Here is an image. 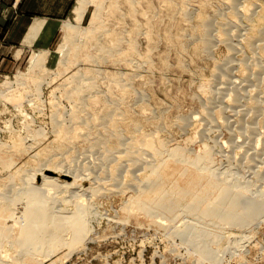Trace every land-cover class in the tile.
<instances>
[{"label":"rangeland","instance_id":"rangeland-1","mask_svg":"<svg viewBox=\"0 0 264 264\" xmlns=\"http://www.w3.org/2000/svg\"><path fill=\"white\" fill-rule=\"evenodd\" d=\"M69 2L68 11L55 19L60 24L51 39L39 44L21 43L32 21L25 16L31 14L25 8L29 1L19 6L0 0V156L13 158L10 166L0 159V195L9 188L7 196L21 192L27 173L44 163L70 167L79 190L75 200L70 192L54 195L50 210L71 215L77 226L72 223L65 244L52 254L39 253L41 264H213L184 242L182 222L199 210L208 217L220 207L225 208L220 218L232 220L239 211L242 219L256 211L251 196L260 197L262 206L245 232L248 240L219 262L264 264V103L251 107L256 97L264 102V27L253 46L246 43L264 0H253L255 8L252 0H88L81 19L73 13L77 0ZM201 14L210 20L209 50ZM66 37L70 43L62 52ZM39 54L43 59L34 64ZM211 110L224 114L213 121ZM248 125L256 126L254 133ZM252 134L257 143L250 141ZM236 140L239 144L232 143ZM180 146L190 151L185 169L166 167L180 184L165 181L157 187L159 179H152L160 171L151 154L159 151L156 157L162 158ZM201 150L209 155L203 162L196 155ZM202 165L218 171L199 176ZM227 179L240 181L232 186L245 191L235 204H221L215 196L220 192L214 183ZM89 185L104 193L80 191ZM108 186L115 190H104ZM152 189L162 196L161 211L171 217L135 210L127 218L133 195L153 205L141 198ZM178 201L198 210L172 218L169 205ZM219 220L201 219L197 225L213 234L242 228Z\"/></svg>","mask_w":264,"mask_h":264},{"label":"bare ground","instance_id":"bare-ground-1","mask_svg":"<svg viewBox=\"0 0 264 264\" xmlns=\"http://www.w3.org/2000/svg\"><path fill=\"white\" fill-rule=\"evenodd\" d=\"M87 2H88V0H77L76 5L73 8V13H74L76 18L81 19L83 17V15L85 13ZM255 3H257V2L255 1ZM251 4L252 5L254 4L253 0H252ZM258 7H260V5ZM254 8H255V6H254ZM245 10L247 11V9H245ZM242 11H244V10H242ZM200 21H201V26H202L201 34L204 38V49L209 50L210 41L208 38V28L210 25V20L208 19V17L201 14ZM250 24H251L250 32L248 31L249 35H248V38L246 40L248 47L253 46V44L259 38V33L261 31H263L262 28L264 27V6L262 7L261 11L256 15V17L253 20H251ZM67 28L69 30L75 29L74 26H72L71 24H69L67 26ZM222 35H220V37H222ZM70 39H71L70 37H66L65 42L61 45L60 50L62 52H65L66 50H68V43H70ZM201 50H203V49L201 48ZM260 53H261V55H264V47L261 48ZM42 59H43L42 54L36 55L33 63L39 64L42 61ZM253 72L255 73L254 70H253ZM256 74H257V72H256ZM244 75H245V73H244ZM246 75H248V74H246ZM231 96L233 97L234 95H231ZM231 96H230V99L227 98L228 101L231 100ZM256 99H257V97H256ZM256 99L253 102V104H251V107H255V106L261 107V104L264 103L262 100L258 101ZM260 99H261V97H260ZM263 100H264V98H263ZM239 101H240L239 96H235L232 99L231 104L235 103L234 106H236L237 104L240 103ZM223 103H225V101ZM229 103H230V101H229ZM226 106H228V104ZM255 108H257V107H255ZM242 110H243V108H242ZM212 112L213 113H210L211 115L208 114V115H210L211 120H213V121H214V119L220 120L223 112L221 110H219L217 112H214V111H212ZM184 119L185 118H183L181 120H184ZM184 122H185V124H187L186 121H184ZM262 124L264 125V121H262ZM262 124H261V126H262ZM245 128H247V130L251 133H254V131L256 130L255 129L256 126L254 127V125L253 126L248 125V127H245ZM263 128H264V126H263ZM247 133L248 132H246L245 134L247 135ZM248 135H249V133H248ZM257 135L258 134L256 133V136ZM260 135H262L261 132H260ZM260 135L258 137H260ZM253 136L254 135L252 134L251 137L250 136H247V137H250L251 138L250 141H252L253 143H257L256 136L255 137H253ZM247 139H249V138H247ZM252 139H254V140H252ZM255 139H256V141H255ZM259 139H258V141H259ZM239 140H240V142L242 141L241 139H239ZM238 141L236 140V141H233L232 143H237ZM237 144H239V143H237ZM204 145H206V144H204ZM175 148L176 149L178 148V150H176L177 152H175V154H172V155L170 154V155H166V156L163 155L164 157H162V158H161V155H160V157H156L158 154L161 153L159 151H158L157 155L155 152H154L155 154L153 153L154 155L153 154H151V156L149 155L152 158V160L150 159L152 162H158V164L154 165V163H153V165H154V167H156L160 171V174H158L157 176H155L152 179V181L159 179V184L157 185V187L162 185L165 181L170 182L172 187L175 184H178V183L180 184V180L178 179V175L176 174V172L173 171V173L169 174L166 171V167L168 165L172 164L173 168L175 169L176 166L179 164L178 165L179 171L177 173H182L183 172L182 170L185 169V165H186L185 159L188 156L187 153L190 151L187 150L188 149L187 147L182 148L180 146V147H175ZM205 148H207V146ZM237 148H238V146H237ZM202 149H203V147H202ZM134 150H135V148H134ZM196 155H197L198 159L202 162L205 158L209 157L206 150L198 151L196 153ZM146 157H147V155H146ZM146 157H144V158H146ZM144 158H143V160H144ZM149 158L145 161H148ZM0 159H2L4 161V162L2 161V163L4 165H7V166H10L11 163H13L12 157L0 156ZM150 160L148 162H151ZM0 162H1V160H0ZM138 163H139V161H138ZM56 166L57 165L50 164V163L42 164L41 168L36 170L38 173L37 172L33 173V174L27 173L28 175L25 178L26 181L24 180L25 181L24 182L22 180L25 184H24L23 190L21 192L16 191L17 193H15L13 195H12V193H14V192H12L11 195L9 193L10 196H7L6 193L11 191V188L8 187L9 188L8 190H10V191H5L6 193L4 192V194H5L4 196L0 195V264H41V261H40L41 256L39 253H42V251L44 250L43 254H45V252H46V256H48L49 254H52L54 251H56V249H59V247L62 244H65V242H66L65 236L67 235V233H69L68 231L70 230L72 223L76 225V223H74L73 220L71 221V219H70L71 215L63 216L56 210H52V209L50 210V208L53 206L52 201H54V199H55V197H54L55 194L59 195L57 193L62 192V193H66V195H67V193L69 194V192H70V193L74 194L72 199H74V197L79 195V193H78L79 190L77 192V189L74 186L75 182L77 180L75 177L73 178L71 176L73 174L71 172V168L70 167L68 168L67 166L58 168L59 166H57V167ZM149 167H150V165H149ZM215 171H218V170H214V168H209L207 165H202L201 169L197 170V172H199V176L211 174L212 172H215ZM219 172L221 175H224V173H225L222 171H219ZM229 173H230V171H229ZM126 174H127V172H126ZM229 175H232V174H229ZM67 178H72V181H67ZM115 178L116 177H114V179ZM132 178H134L133 175H132ZM224 179H225V176H224ZM126 180H128V179H126ZM130 182H131V179H130ZM239 182L240 181H236V182L232 181L231 182L230 179L225 180L223 183H220L218 181L215 182L214 185L216 187H218V191L220 192L218 194V196H217V194H215V196L217 198V202H219L221 204H227V205L235 204L238 197L241 196L242 194H245V191L244 192H238L236 190V188L234 189V187L232 186V185H234V186L236 185V187H237V183H239ZM113 184L110 186L113 187L116 185V184L115 185H113ZM97 186H96V188L93 186H90V185L88 187H82L80 189V191L82 193H85V192H93L95 190L96 191L98 190L97 192L99 193L102 191L101 190L102 188H100L98 186L100 188L99 189V188H97ZM112 187L108 186V188H105V189L103 188V189L104 190L108 189V191H109V190L113 189ZM182 188L183 187H181V189ZM113 190H115V189H113ZM153 190L154 189L150 190L146 194V196L141 197L144 199H149V201H151V203H153V205H148L146 203V201L140 200L139 196H138L139 198H136L137 194L133 195L134 199L131 196H129V198L131 197V199H132L131 206H133V210L132 211L131 210H125V212L128 213V214L126 213L127 218L133 217L135 215V213H134L135 210L141 211L147 215L151 214L154 211H157L159 213H162L163 216L171 217V216L165 215L164 212L161 211L160 201L163 200L162 196H160L158 193L154 194ZM13 191H14V189H13ZM85 196H86V194H85ZM81 197H83V196H80V198ZM213 197L210 196L208 198H209V200L214 201ZM75 199H78V198H75ZM131 199H129V200H131ZM259 199L261 200L260 197L256 198L253 196H251V198H250V201L254 203V207H255L256 211L259 210V208L262 206V202H261L262 200L257 201ZM49 200H51V203H49ZM62 201H64V200H62ZM255 201H257V202H255ZM39 202L44 203V204L40 206ZM63 203L64 202H62V206L64 205ZM68 203L69 202H67L65 204L68 205ZM63 207H66V206H63ZM62 208H60V209H62ZM66 208H64V209H66ZM169 208H170L169 210L171 213H175V214H173L174 216H172V218H175V219L178 218L177 216H179L180 213L181 214L187 213V214H190L193 216L194 214L192 212L198 210V209H195L194 207H192L191 204L186 203L184 201H178L176 203H171L169 205ZM223 210H225V208L220 207L216 211H214L211 215H209L208 217H206V214L203 211L199 210L200 213L197 214V212H196V215L193 216L194 217V219H192L193 221L191 219H188L187 222H185V221L182 222V224L180 226L181 228L186 229V231L188 232V233L186 231L183 232L182 238H184V242H186L188 245H191L193 247L194 251H196V253H198L200 255L203 254V256H206L207 259L210 260V262H212L213 264H220L221 262H219V257L222 258L223 256H225V254H227V252H230L231 249H233V248H234V250L235 249L236 250L243 249L242 247L245 246V243L248 240L245 232L247 229H250L251 227H254L253 225H255L253 223V221H255V219H253V218L256 217V211H255V213H252V212L247 213L245 215V217H243L242 219L239 217L240 212L236 211V212H234L235 217L232 220H227V219L220 218V216L223 214V212H222ZM49 211H54L55 213L54 212H53V214H51L52 212L47 213ZM76 219H77V217H76ZM78 219H80V218H78ZM201 219L202 220L220 219L221 221L220 220L219 221L224 223L225 226H229V227L235 226V228L236 227L237 228L242 227V228H240V230H238V231H236V230L233 231V230H231V228L227 229V230L224 229L225 230L224 232L220 231L219 233L213 234V233L208 232L204 228H200L197 225V223L200 222ZM213 222H215V221H211V224ZM252 223H253V225H252ZM250 225H252V226H250ZM73 229L74 228H72V230ZM75 229H76V227H75ZM72 230H70V232ZM250 230H248V231H250ZM77 231H78V229L76 230V232ZM174 231H176V230H174ZM79 232H81V230ZM177 232H180V231H176V233ZM241 232H243V233H241ZM173 233H175V232H173ZM231 234L232 235L234 234V236L232 237V238H234L233 240H229L231 238L230 237ZM77 236H79V235H77ZM248 237H249V235H248ZM228 250H230V251H228Z\"/></svg>","mask_w":264,"mask_h":264},{"label":"crops","instance_id":"crops-1","mask_svg":"<svg viewBox=\"0 0 264 264\" xmlns=\"http://www.w3.org/2000/svg\"><path fill=\"white\" fill-rule=\"evenodd\" d=\"M22 1L27 0H16L21 6ZM29 5L26 8L31 14H25L29 19H32L29 23L30 28L27 30L26 36L22 38V42L35 41L37 43H47L56 29L59 27V22L55 21L57 17L64 15L70 5V0H28ZM35 23V24H32ZM27 38V39H26ZM26 41V42H27ZM26 45V44H25Z\"/></svg>","mask_w":264,"mask_h":264}]
</instances>
